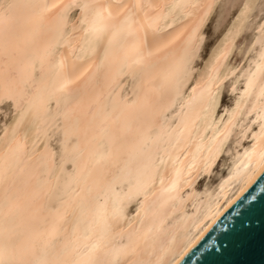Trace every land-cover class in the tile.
I'll return each instance as SVG.
<instances>
[{
    "label": "bare ground",
    "instance_id": "6f19581e",
    "mask_svg": "<svg viewBox=\"0 0 264 264\" xmlns=\"http://www.w3.org/2000/svg\"><path fill=\"white\" fill-rule=\"evenodd\" d=\"M217 1L75 0L77 3L110 5L109 10L113 14L120 13L114 21L108 22L109 25L115 24L116 28L109 26L99 38L91 34L86 35L84 28L87 25H81L75 20L78 12H74L72 20L75 23V31L70 22L58 39L50 32L41 33L36 37L32 46L38 78L35 86H47L51 89L64 83L66 91L57 93L61 101L60 112L64 111L68 92L74 93L68 99L71 105L78 99V90L83 85L98 86L105 106L95 116L90 112L89 119L92 121L90 135L95 137L94 143L99 153L107 152L110 139L114 137L121 145V154L119 161L112 168L113 171H117L123 166V162L130 158L140 160L151 170V178L144 193L130 202H125L119 217L111 215L110 200L107 204L109 209L107 216L103 215L102 210L97 214L96 204L91 200H85L81 210V201L87 193L82 191V183L78 184L74 180L68 182L69 177L65 173L72 172L71 163L64 165V173L59 171V141L63 137L61 133H51L52 139L48 141V146L56 153V172L50 176H41V179L51 181L56 191L50 196H41L37 214L49 219L62 217L56 225L55 235L45 239L50 244L65 247L70 252L68 257L70 260L92 259L95 264H176L207 231L209 227L204 228V225L213 216L216 221L229 207L228 202L232 203L241 194V189L244 190L261 171L258 164L261 159L260 153L264 150V141L260 138L261 125L264 124L262 119L264 96H261L260 88L261 81L264 80V69L261 68L264 63L261 61V54L264 53V31L260 25L264 24V20L256 26L257 32L253 43L245 51L241 62L245 59L246 61L243 64L235 66L230 56L249 19L236 22L233 28V22L236 21L234 18L223 30L218 41L216 39L217 42L215 41L216 44L214 43L210 52H207V57L200 62L199 67H196L197 71L190 84L200 76L207 78L209 74L213 77L218 75L219 79H214L212 87V90L217 92V98L220 97L219 92L223 83L229 78L231 79L229 90L234 94L232 101L224 106L222 112L219 113L217 107L214 109V116L208 118L207 124L202 116L200 119H194L191 115L180 114L178 105L175 113H168L167 120L157 115L150 128L136 116L134 105L139 103L145 92L156 98L164 96L168 88L165 75L153 72L152 65L157 64L164 55L173 51L178 52L200 18L208 12L204 7L192 5L212 4L213 8L207 15L208 20ZM256 1L246 0L236 15H240L245 3L255 5ZM26 2L50 4L56 0ZM60 2L67 3L69 0ZM135 5H140V8L136 9ZM129 11L135 13L130 30L125 23ZM230 28L233 29L232 35H228ZM50 44L53 45L50 49L53 55L43 61L44 84H41L39 81L41 57H44L45 50ZM165 44L167 48L163 47ZM225 51L227 56L221 60L218 73H213L215 57ZM148 52H153L154 55L148 60L147 66L137 65L135 61L146 57ZM81 72H84V75L79 80L71 84L65 83V78L75 80ZM252 78L254 84L246 92L248 80ZM188 94L190 88L186 90L185 98ZM237 101H241V111L229 125ZM83 103H88L87 97ZM8 106L10 116L8 119L4 118L5 121L3 119L0 125V153L6 139L11 138L15 119L14 110L9 103ZM6 107L5 112L8 110ZM52 107L55 109V102ZM43 127L41 126L40 135H37L33 127L21 130V135L27 133L29 148L35 141L37 148L42 149ZM226 127L230 131L227 139L223 135ZM6 128L9 134L7 138ZM169 134L173 137V143L176 136L180 137L182 147L179 151L168 143ZM217 148L220 151L211 171L221 157L225 170L223 169V173L218 175L215 182L211 184L204 182L199 188L196 186L199 179L209 177L202 171V157L209 155L210 149L215 152ZM193 155L197 157V162L192 175L195 176L197 170H200L201 174L198 179L187 184L185 183L188 178L187 165ZM149 156L151 160L148 159ZM37 162L33 160L30 164L35 165ZM176 169L181 170L182 176L173 189L172 182L176 179ZM56 175H59L58 182ZM66 182L67 187H64ZM117 190L120 191L119 186ZM127 190L128 184L125 183L123 191ZM104 203V198H101L99 204ZM196 237L199 238L194 239Z\"/></svg>",
    "mask_w": 264,
    "mask_h": 264
},
{
    "label": "snow or ice",
    "instance_id": "6c2138e0",
    "mask_svg": "<svg viewBox=\"0 0 264 264\" xmlns=\"http://www.w3.org/2000/svg\"><path fill=\"white\" fill-rule=\"evenodd\" d=\"M126 7L122 6V8ZM134 7L139 9L140 5ZM192 7H204L208 12L200 18L178 52L168 53L157 64L152 65L153 72L163 73L166 77L168 82L166 94L153 98L145 92L139 103L134 105L137 119L143 120L149 128L157 115L167 120L168 113H175L177 105L180 108V114L191 115L194 119H200L202 116L207 124L208 118L214 116V109L218 106L217 92L212 90L213 81L219 79L218 75L213 77L209 74L207 78L200 76L190 84L197 71L195 61L204 40L201 29L207 22V15L213 5H192ZM110 8L111 6L107 4L77 3L75 0H69L67 3L56 0L50 4L26 2V0L0 2V104L9 103L15 114L11 138L6 139L2 153H0V264H95L92 259L70 260L68 258L70 252L65 247L50 244L45 239L55 235L56 225L62 218L57 216L49 219L37 214L38 201L41 196H50L56 191L51 181L41 179V176H50L56 172V153L52 152L48 146V141L52 139L51 133H61L63 137L59 141V171L64 173V165L71 163L72 172L65 173L69 177L68 182L74 180L78 184L82 183V191L87 193L81 201V210H83L85 200H91L96 204L97 214H100L102 210L103 215L107 216L109 214L107 204L110 200L111 215L119 217L125 202H130L143 194L148 186L151 170L140 160L130 158L124 161L123 166L117 171L112 170L121 154V145L114 137L110 139L107 152L99 153L94 143L95 137L90 135L92 121L89 119L90 112L95 116L105 106L98 86L83 85L78 90V99L71 105L68 99L74 93L68 92L63 112L59 111L61 101L57 93L66 91L64 83L51 89L47 86H35L38 78L32 46L36 37L41 33L50 32L58 39L70 22L75 31L72 17L74 12H78L75 20H78L81 25H87L84 28L85 34L99 38L109 26L116 28L115 24L109 25L108 22L114 21L120 13L113 14ZM255 9L256 5L245 3L243 11L233 22V28L236 22L250 19ZM134 15L132 11L128 12L125 23L129 30L134 22ZM260 19L264 20V0L260 4ZM260 27L264 31V24ZM232 34L233 29L230 28L228 35ZM52 47L53 45H48L44 57H41L39 70L41 84H44L43 61L53 55L50 50ZM163 47L167 48V44ZM153 55V52H148L146 57L137 59L135 63L145 67ZM226 56L225 51L215 57L213 73H218L221 60ZM261 61L264 62V53L261 54ZM261 68L264 69V63ZM83 75L84 72H81L75 80L65 78V83H74ZM253 84L254 78L249 79L245 91L247 92ZM189 88L190 94L185 98L186 90ZM260 88L261 96H264V80L261 81ZM217 91H219L218 85ZM85 97L88 98V103H83ZM53 102L56 105L55 109L52 107ZM240 106L241 101H237L236 108L232 112V119L228 122L229 125L241 111ZM41 126H44L42 149L37 148L35 141L29 148L27 133L24 132L21 135V130L33 127L37 135H40ZM8 135L6 128L5 137L7 138ZM223 135L225 139L230 135L228 127L225 128ZM260 138L264 141V124L261 125ZM168 143L177 151L182 147L179 136L175 137L173 143V137L169 134ZM219 151V148L215 152L210 149L209 155L202 157V171L208 176L212 174L211 169ZM260 156L258 166L264 170V150L261 151ZM148 159L151 160V156ZM33 160L38 162L31 165L30 162ZM196 162L197 157L193 155L191 162L187 165L188 178L185 180L187 184H191L192 180L198 179L201 174L200 170H197L196 175H192ZM161 163H163L162 158ZM175 176L176 179L172 182L173 189L182 176L180 169L175 170ZM56 180L59 181V175H56ZM68 182L64 187H67ZM125 183L128 184L126 192L123 191ZM118 186L120 191L117 190ZM101 198L105 200L103 205L99 204ZM228 206H231V202H228ZM217 213H219V208ZM214 223L215 216L204 225V228ZM203 230L202 228L201 231Z\"/></svg>",
    "mask_w": 264,
    "mask_h": 264
},
{
    "label": "water",
    "instance_id": "95a60500",
    "mask_svg": "<svg viewBox=\"0 0 264 264\" xmlns=\"http://www.w3.org/2000/svg\"><path fill=\"white\" fill-rule=\"evenodd\" d=\"M176 264H264V170Z\"/></svg>",
    "mask_w": 264,
    "mask_h": 264
},
{
    "label": "rangeland",
    "instance_id": "374dc122",
    "mask_svg": "<svg viewBox=\"0 0 264 264\" xmlns=\"http://www.w3.org/2000/svg\"><path fill=\"white\" fill-rule=\"evenodd\" d=\"M245 1L246 0H218L216 2L215 7L212 11V14H210V16H209V18H208L207 22L205 23L203 30H202V35L204 37V40H203V43L201 45L202 48L200 46L199 55L200 54L201 55L198 56L197 60L195 61L196 67L197 66L199 67L201 64L200 62H202L207 57L208 53L211 50V47L216 44V42L218 41V39L222 35L221 33L224 32L223 30H225L226 26L229 23H231V21H233L234 18H236V16H237L236 14H238V12L240 11V9L242 7V4ZM261 2H262V0H257L255 2V5H256L255 12H253L251 14V18L247 21V24L245 25L244 30L242 31L239 38L237 39V42L235 44L236 46H234V49L231 53L230 60L235 63V66H237L239 63L243 64L246 61V59H245L243 62H241L244 59V55H245V51H246L247 47H249L253 43L255 34L257 32L256 26L261 21V19H260V4H261ZM216 39H217V41H216ZM237 50L239 53L237 52ZM250 54H251V52L249 53V55ZM230 84H231V79L229 78L223 83V87H221V91L219 92V94H220L219 95L220 97H218V105L219 106H217V109L219 110V111L218 110L217 111L219 113L222 112V110L224 109V106H227L230 104V102L232 101V99L234 97V94L231 93L229 90ZM228 99H230V100H228ZM224 103H225V105H224ZM4 105L7 106L6 107V110L8 109L7 112H5V106ZM1 106L2 107L0 109V125L2 124L1 121L4 118L8 119L10 116L8 103H4ZM2 110H4V111H2ZM6 113H7V116H5ZM4 121H5V119H4ZM222 158L223 157H221L220 161L213 168L212 173L213 172L214 173L211 174L212 176L207 177V179L205 177H202L201 179H199V181L196 184L197 187L200 188L204 182L211 184L217 180L218 175H221L223 173V171L225 170L224 167H222V165H223Z\"/></svg>",
    "mask_w": 264,
    "mask_h": 264
}]
</instances>
